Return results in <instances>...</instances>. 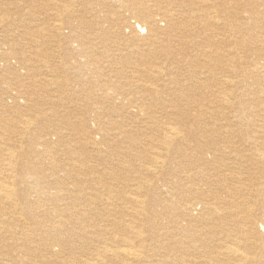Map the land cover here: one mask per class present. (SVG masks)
<instances>
[{
    "label": "bare ground",
    "instance_id": "bare-ground-1",
    "mask_svg": "<svg viewBox=\"0 0 264 264\" xmlns=\"http://www.w3.org/2000/svg\"><path fill=\"white\" fill-rule=\"evenodd\" d=\"M0 85V264H264V0H0Z\"/></svg>",
    "mask_w": 264,
    "mask_h": 264
},
{
    "label": "rangeland",
    "instance_id": "rangeland-1",
    "mask_svg": "<svg viewBox=\"0 0 264 264\" xmlns=\"http://www.w3.org/2000/svg\"><path fill=\"white\" fill-rule=\"evenodd\" d=\"M228 40H230L229 42H227ZM227 43H231V38L230 37H227V39H226V46H227ZM229 47H233V45L231 44ZM43 69V68H42ZM48 70V69H47ZM41 71H43V70H41ZM45 71V70H44ZM42 72V73H45V72ZM46 75V74H45ZM45 84V83H44ZM3 87V85H0V88H2ZM55 90L54 89H52V88H49L48 89V95H50V96H55L56 94H53V93H55L54 92ZM51 92H53L52 93V95H51ZM50 96H49V98H50Z\"/></svg>",
    "mask_w": 264,
    "mask_h": 264
}]
</instances>
